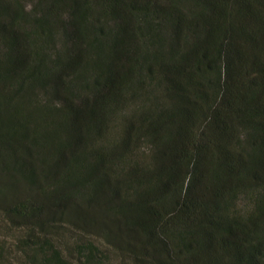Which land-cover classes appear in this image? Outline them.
Returning <instances> with one entry per match:
<instances>
[{"label":"trees","instance_id":"1","mask_svg":"<svg viewBox=\"0 0 264 264\" xmlns=\"http://www.w3.org/2000/svg\"><path fill=\"white\" fill-rule=\"evenodd\" d=\"M15 261L264 264V0H0Z\"/></svg>","mask_w":264,"mask_h":264},{"label":"rangeland","instance_id":"2","mask_svg":"<svg viewBox=\"0 0 264 264\" xmlns=\"http://www.w3.org/2000/svg\"><path fill=\"white\" fill-rule=\"evenodd\" d=\"M11 262H13V261H11ZM13 264H17L16 261Z\"/></svg>","mask_w":264,"mask_h":264}]
</instances>
